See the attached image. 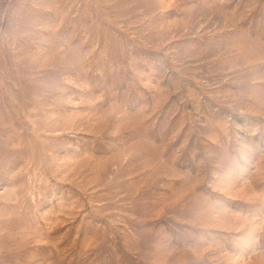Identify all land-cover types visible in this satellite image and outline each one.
I'll use <instances>...</instances> for the list:
<instances>
[{
	"label": "rangeland",
	"instance_id": "1",
	"mask_svg": "<svg viewBox=\"0 0 264 264\" xmlns=\"http://www.w3.org/2000/svg\"><path fill=\"white\" fill-rule=\"evenodd\" d=\"M0 264H264V0H0Z\"/></svg>",
	"mask_w": 264,
	"mask_h": 264
}]
</instances>
